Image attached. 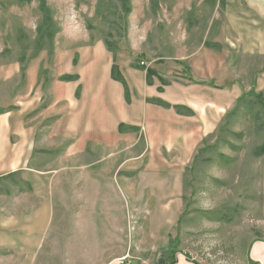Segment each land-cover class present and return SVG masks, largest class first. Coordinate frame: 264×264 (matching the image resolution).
Here are the masks:
<instances>
[{"label": "rangeland", "instance_id": "obj_1", "mask_svg": "<svg viewBox=\"0 0 264 264\" xmlns=\"http://www.w3.org/2000/svg\"><path fill=\"white\" fill-rule=\"evenodd\" d=\"M47 3L59 27L52 54L47 49L53 43H46L39 52L35 43L43 17L38 0H0V67L23 60L28 68L33 59L46 55L52 70L42 65L39 74L46 78L47 92L58 78L56 53L85 50L97 42H107L119 55L118 65L130 71L124 75L131 84L137 70L134 65L143 62L171 84L178 82L189 96L199 90L201 99L208 97L204 85L194 84L188 75L209 83L211 64H228L238 86L230 111L264 66V54L243 51L244 35L232 28L229 16L237 18L238 27L242 20L247 27L242 0H226L224 5L219 0H130L127 6L121 0ZM207 43H222L224 49L216 51ZM104 65L95 66L99 78ZM19 80L24 91L27 77ZM142 88L148 91L145 83ZM136 92L140 94L139 89ZM106 94L120 115L110 86ZM145 95L141 100L149 105ZM209 106L208 101L201 103L203 122ZM155 108H145L146 126L158 123ZM133 109L139 116L141 103ZM257 111L258 107L252 111L244 104L238 114L230 115L228 128L218 132L226 120V114L222 115L216 131L197 146L196 159L193 156L195 160L188 163L179 144L166 148L153 142L158 125L153 134L144 124L140 126L132 146L122 142L116 149L121 153L113 157L105 147L92 145L87 154L65 158L67 141L50 140L53 151H43L36 165L69 171L63 179L65 226L53 228V235L65 239L57 242L53 264H163L164 251L173 242L178 243L172 247L177 264H250L251 254L256 257V242H264L259 240L264 238V156L253 155L264 140V130L258 128L261 121L254 116ZM97 169L104 177H96ZM84 171H89L87 179L82 177ZM14 181L0 183V204L17 212L38 198ZM97 222L101 224H93ZM87 235L88 241L80 240Z\"/></svg>", "mask_w": 264, "mask_h": 264}, {"label": "crops", "instance_id": "obj_2", "mask_svg": "<svg viewBox=\"0 0 264 264\" xmlns=\"http://www.w3.org/2000/svg\"><path fill=\"white\" fill-rule=\"evenodd\" d=\"M241 6L247 27L243 20L238 27L237 18L229 16V19L233 30L244 35L241 37L242 50L264 54V0H242ZM247 32L250 34L246 35ZM250 35L252 37L249 38ZM222 47L224 49L223 44ZM116 58L119 64V55ZM47 62V56L41 54L29 64L24 91L20 90L21 64L13 62L0 67V108L4 110L0 113V178L19 174L0 183L15 180L16 185H26L38 198L17 212L0 204V264H53V257L57 256V242L65 239L53 235V232L65 226L67 213L63 194L67 187L63 179L68 177L69 171L65 168L41 167L35 163L43 151H53L50 140L61 138L67 141L65 158L87 154L92 145L105 147L111 152L109 157H113L121 153V149H116L122 142L132 146L136 133L130 129L121 132L119 125L125 123L129 127H140L144 124L142 115L145 108L156 107L154 116L158 123L155 122L153 127L144 124L146 130L153 134V128L158 125L159 132L152 135L153 142L158 141L166 148L179 144L184 160L188 163L194 159L197 146L216 131L221 116L230 112L234 104L233 92L238 87L232 69L223 63L215 67L211 64L209 82H213V86L209 83H194L204 85L208 97L203 99L199 96V90L189 96V91L175 81L162 85L158 78L159 81L154 78L153 85H148L146 71L140 72L135 67L137 70H134L135 78L131 84L124 75L125 71H130L119 65L131 92V103H128L124 85L112 78L115 54L105 43L97 42L85 50H59L55 55L58 78L51 81L49 92L44 90L46 78L39 74L42 65L52 70ZM100 62L106 64L101 78L95 69ZM151 68L156 69L154 66ZM257 73L249 91L254 89L264 94V66ZM64 75H78L79 79L60 80ZM143 83L148 91L143 90ZM133 85L138 87L134 88ZM107 86L113 90L112 98L120 107V115L107 100ZM159 86L164 89L163 92L158 90ZM137 89L140 94H137ZM143 94L147 98H161L173 106H181L182 113L174 107L165 108L147 101L150 106H146L140 97ZM4 99L7 103L1 104ZM203 101H208L210 105L204 111L205 122L202 121L201 112ZM136 103L142 105L139 116L133 109ZM179 123L182 124L181 128L178 127ZM95 162H101V159ZM97 170L96 177H104L102 171ZM88 173L84 171L82 177L87 179ZM80 224H83V220ZM89 239L88 235L80 238L81 241ZM256 244L264 246V242ZM251 256L258 264H262V258Z\"/></svg>", "mask_w": 264, "mask_h": 264}, {"label": "trees", "instance_id": "obj_3", "mask_svg": "<svg viewBox=\"0 0 264 264\" xmlns=\"http://www.w3.org/2000/svg\"><path fill=\"white\" fill-rule=\"evenodd\" d=\"M29 1H33V0H29ZM123 2V4L125 6L128 5V2L130 0H121ZM215 2L217 0H214ZM39 2V9L41 10L43 17L41 22L39 23L38 27H37V36L35 38V43L38 46V52L41 50H45L46 49V43L51 42L53 44H51V47L49 49H47L49 52H51L52 54V50H53V45H54V40L56 37L57 32L59 31V27L55 22V19L52 15V11L47 3V0H38ZM219 2H221L223 5L226 4V0H219ZM107 48L113 52V49L109 46V44L107 42H105ZM207 47L211 48V49H215L216 51H221L222 50V44L220 43H207ZM37 56V53H35L32 57L35 58ZM21 64V78L23 80H26L27 77V67L24 65V61L23 60H19L18 61ZM135 68L137 69H141L143 71H146V81L148 85H153L154 83V78L157 77L160 82L162 83V85H168L170 84V81L168 79H166L165 77L161 76L155 69L151 68V67H145L142 63H136L134 65ZM187 73L189 72V69L186 68ZM188 79L191 80V82L193 83H198V84H208V82L205 81H195L190 75H188ZM112 78L121 82L124 85L125 88V98L126 101L128 103H131V92H130V88L129 85L127 83V80L125 79L124 75L122 74L119 65L116 63V56H115V63L112 67ZM79 76L78 75H64L62 77H60V80L62 81H73V80H78ZM209 85L213 86V82H209ZM80 90V88H79ZM79 90L77 92V94L79 93ZM158 90L160 92H163V88L161 86H159ZM248 96L250 97L248 99ZM146 101L148 103H152V104H157L160 106H163L165 108H172L174 107L177 112L182 113L181 111V106L175 105L173 106L171 103L164 101L161 98H147ZM248 101V103H247ZM244 104H248V106L250 107V109L253 111L255 107H258V111L257 113H255V117L259 118V120L261 121V123L258 125V128L260 131L264 130V121L262 120V114H264V94L262 92H256L254 89H251L248 92L243 93V95L241 97L238 98L235 107L228 112V114L225 116L226 120L225 122L220 126L218 132H221L224 129H227L228 125H227V121L230 117V115H234V114H238L239 110L241 109V107ZM4 110L0 108V113L3 112ZM191 113H193L191 111ZM261 113V114H260ZM126 129H130L132 131H140V127L137 126H127L125 123H121L119 125V130L121 132H125ZM211 136V135H209ZM208 138V137H207ZM207 138H205L203 140V143L207 140ZM201 147L198 149V153L200 152ZM253 155L256 157H262L264 156V140L263 143L259 146H257L254 150H253ZM196 159V156H195ZM194 159V160H195ZM18 173L12 174V175H8L6 177L0 178V182L3 180H6L7 178L10 177H14V176H18ZM264 241L263 239H259ZM178 244V243H177ZM176 242H173L169 245V247L166 249V251H164V256L165 254L167 255V257H164V262L163 264H177L178 263V257H177V252L176 249H173L172 247H177ZM171 258V259H169ZM169 259V260H168ZM123 264H129V263H123ZM250 264H258L257 261H250Z\"/></svg>", "mask_w": 264, "mask_h": 264}, {"label": "bare ground", "instance_id": "obj_4", "mask_svg": "<svg viewBox=\"0 0 264 264\" xmlns=\"http://www.w3.org/2000/svg\"><path fill=\"white\" fill-rule=\"evenodd\" d=\"M254 254L256 257L262 258L264 264V246L258 244L254 249Z\"/></svg>", "mask_w": 264, "mask_h": 264}, {"label": "built area", "instance_id": "obj_5", "mask_svg": "<svg viewBox=\"0 0 264 264\" xmlns=\"http://www.w3.org/2000/svg\"><path fill=\"white\" fill-rule=\"evenodd\" d=\"M142 64H144V63L142 62Z\"/></svg>", "mask_w": 264, "mask_h": 264}]
</instances>
